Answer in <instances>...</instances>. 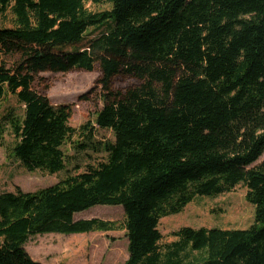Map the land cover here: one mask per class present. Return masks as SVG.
<instances>
[{"label":"trees","instance_id":"trees-1","mask_svg":"<svg viewBox=\"0 0 264 264\" xmlns=\"http://www.w3.org/2000/svg\"><path fill=\"white\" fill-rule=\"evenodd\" d=\"M9 10L0 103L14 96L24 114L0 120V149L10 133L11 156L50 174L69 172V142L104 156L56 185L0 193V264H41L25 248L37 235L116 230L76 221L98 206L124 209L125 264H264V0H0ZM91 29L103 32L67 50ZM74 72L99 74L102 103L79 129L73 106L55 107L36 87L42 74ZM97 129L114 141L96 142ZM240 184L255 209L249 229L183 228L161 247L163 218Z\"/></svg>","mask_w":264,"mask_h":264},{"label":"rangeland","instance_id":"rangeland-1","mask_svg":"<svg viewBox=\"0 0 264 264\" xmlns=\"http://www.w3.org/2000/svg\"><path fill=\"white\" fill-rule=\"evenodd\" d=\"M87 9L92 12L109 10V5H93L88 3ZM15 20L12 12L0 13V28H14ZM102 31L89 30L84 41L68 47L67 50L83 49L87 43L101 34ZM97 72H74L69 74L40 75L36 84L37 89L47 93L55 107L62 105L73 106V117L70 126L79 129L89 122H95L102 103L99 89L95 88ZM120 86V85H119ZM48 87V90L46 88ZM88 95L90 100L80 101L82 95ZM17 115L24 114V105L14 96H7L0 103V120L10 111ZM76 142L78 138L73 139ZM114 141L113 132L97 129L96 142ZM75 143H68L64 151L68 158V171L50 174L46 171L30 172L11 156L14 138L10 133L5 136L3 147L0 149V193L15 192L20 188L24 192H36L53 186L64 180L69 174H79L88 166L96 163L103 154L93 150L81 152ZM264 155L258 161L263 162ZM247 187L238 185L231 192L216 197H198L180 214L172 215L161 220L159 229L163 236L161 247L179 241L174 233L183 228L224 230H245L255 223V209L246 199ZM101 219L117 224V229L110 232H93L89 234H59L51 233L31 237L25 248L32 259L41 264H125L129 259V241L125 230V212L122 207L98 206L75 216L78 220ZM197 256L191 254L192 258Z\"/></svg>","mask_w":264,"mask_h":264}]
</instances>
